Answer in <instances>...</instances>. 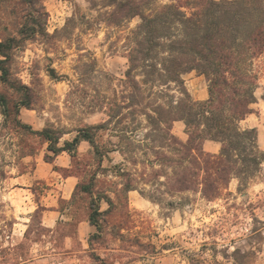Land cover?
Returning <instances> with one entry per match:
<instances>
[{
    "label": "rangeland",
    "instance_id": "obj_1",
    "mask_svg": "<svg viewBox=\"0 0 264 264\" xmlns=\"http://www.w3.org/2000/svg\"><path fill=\"white\" fill-rule=\"evenodd\" d=\"M42 1L51 36L27 40L14 51L11 70L33 94L32 105L20 107L19 119L35 130L47 125L63 128L62 143L76 128L107 119L104 101L119 100L128 65L126 36L140 18L116 26L105 22L108 7L103 0ZM254 69L256 102L240 125L256 128L257 144L264 151V53ZM183 78L194 100L207 98L203 75L191 71ZM0 90L14 95L1 82ZM137 120L144 123L143 116ZM2 121L0 107V125ZM144 132L141 125L134 137L142 140ZM172 132L187 138L183 121H174ZM24 133L0 128V264H237L231 257L235 248L248 254L240 260L244 264H264V162L242 191L233 178L220 198L207 200L199 192H171L150 176L152 167L133 166L128 152L111 151L99 161L91 145L82 141L75 157L63 153L53 165L56 171L49 169L45 180H39L30 174L44 159L46 143ZM111 134L118 133L104 132L100 142L116 140ZM27 152L30 155L22 157ZM119 162L136 172L143 192L124 190L125 177L112 171ZM163 168L171 174V168ZM66 175H73L79 186L89 185L92 198L78 189L72 199H59L56 204L63 216L48 227L44 201L39 200L44 192L57 194ZM98 194L109 196L112 203L93 200ZM91 202L106 212L98 216L99 227L83 235L78 226L88 220Z\"/></svg>",
    "mask_w": 264,
    "mask_h": 264
},
{
    "label": "trees",
    "instance_id": "obj_2",
    "mask_svg": "<svg viewBox=\"0 0 264 264\" xmlns=\"http://www.w3.org/2000/svg\"><path fill=\"white\" fill-rule=\"evenodd\" d=\"M103 2L108 7L104 16L107 24L118 26L133 17L140 18L126 36L128 65L120 80L124 89L119 100L104 101L107 119L76 128L74 136L61 143L66 133L63 128L47 125L35 130L19 119L20 107H30L33 94L11 70L14 51L27 40L51 36L43 1L0 0V82L14 94L0 90V128L42 138L47 162H53L62 151L75 157L80 142L86 141L99 161L111 151L130 153L133 166L140 163L152 167L150 176L171 192H199L201 197L215 200L227 191L233 178L239 180L237 189L242 191L264 162L256 128L240 125L256 102L258 74L254 65L264 53V0ZM191 71L207 80L208 96L204 100H194L185 86L183 75ZM138 115L144 117V123L137 120ZM128 118L129 122L123 124ZM112 120L114 126L110 127ZM174 121H183L186 140L172 132ZM140 124L145 129L142 140L134 137ZM107 131L118 133L111 134L117 139L100 142ZM204 140L217 141L219 151H206ZM122 165L114 164L112 171L125 177L124 190L143 192L137 187L136 172ZM155 165L161 168L155 169ZM163 167L171 168V174ZM161 177L164 180H159ZM78 189L92 192L89 185L76 184L74 193ZM94 199L112 203L107 195L98 194ZM90 209L88 221L98 228V216L106 211H100L94 202ZM245 253L235 248L231 257L237 264H244L240 260L248 255Z\"/></svg>",
    "mask_w": 264,
    "mask_h": 264
},
{
    "label": "crops",
    "instance_id": "obj_3",
    "mask_svg": "<svg viewBox=\"0 0 264 264\" xmlns=\"http://www.w3.org/2000/svg\"><path fill=\"white\" fill-rule=\"evenodd\" d=\"M242 121H245V120H242ZM203 147L204 149L207 148V151L214 153V152L219 151L220 144L217 141L204 140ZM63 153H67V152L62 151L61 153H59L54 158L53 162H47L45 161V159H41L40 161H38L35 165L33 173L30 174L31 175L30 177L34 179L45 180V178L47 177V174L50 173L49 169L50 170L52 169V172L56 171L53 168V165H56L59 157ZM22 176L23 174L18 177H22ZM60 185L61 187H60L59 192H57V194L54 192H44L42 194V200L41 199L39 200V201H44L42 202L41 205H45V208L43 209V211L45 212L44 223L46 224L44 223L43 224L48 227H51L56 222L58 217L62 215L60 210L57 208L56 202H58L59 199H64V200L72 199L75 186H76V182L74 181V176L66 175L62 177ZM93 226L94 225H92L88 220H84V221L79 222L78 229L81 228L82 229L81 233L83 235H86L88 234V232L92 231Z\"/></svg>",
    "mask_w": 264,
    "mask_h": 264
}]
</instances>
